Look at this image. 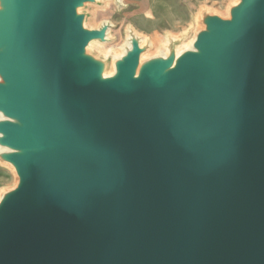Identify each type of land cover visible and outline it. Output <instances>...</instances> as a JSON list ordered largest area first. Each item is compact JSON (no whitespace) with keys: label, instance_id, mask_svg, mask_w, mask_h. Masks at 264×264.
I'll return each mask as SVG.
<instances>
[{"label":"water","instance_id":"95a60500","mask_svg":"<svg viewBox=\"0 0 264 264\" xmlns=\"http://www.w3.org/2000/svg\"><path fill=\"white\" fill-rule=\"evenodd\" d=\"M109 2L0 0V264H264V0L152 55Z\"/></svg>","mask_w":264,"mask_h":264},{"label":"rangeland","instance_id":"374dc122","mask_svg":"<svg viewBox=\"0 0 264 264\" xmlns=\"http://www.w3.org/2000/svg\"><path fill=\"white\" fill-rule=\"evenodd\" d=\"M234 0H123L124 7L118 8L109 2L103 8L92 10V25L99 28L111 23V43L98 44L102 53L119 54L127 44L129 28L151 45L147 55L159 51L169 37L190 35L194 37L199 27L201 10L210 9L225 14ZM16 177L13 171L0 165V192L14 187Z\"/></svg>","mask_w":264,"mask_h":264}]
</instances>
